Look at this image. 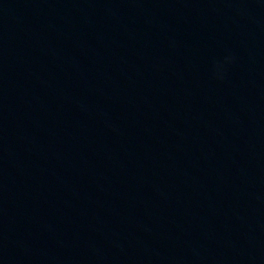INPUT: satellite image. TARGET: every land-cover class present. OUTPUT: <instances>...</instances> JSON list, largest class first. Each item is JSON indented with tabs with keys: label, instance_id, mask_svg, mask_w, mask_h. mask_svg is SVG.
Listing matches in <instances>:
<instances>
[{
	"label": "water",
	"instance_id": "water-1",
	"mask_svg": "<svg viewBox=\"0 0 264 264\" xmlns=\"http://www.w3.org/2000/svg\"><path fill=\"white\" fill-rule=\"evenodd\" d=\"M0 264H264V0H0Z\"/></svg>",
	"mask_w": 264,
	"mask_h": 264
},
{
	"label": "clouds",
	"instance_id": "clouds-1",
	"mask_svg": "<svg viewBox=\"0 0 264 264\" xmlns=\"http://www.w3.org/2000/svg\"><path fill=\"white\" fill-rule=\"evenodd\" d=\"M226 59L230 60V59H231V57H227Z\"/></svg>",
	"mask_w": 264,
	"mask_h": 264
}]
</instances>
